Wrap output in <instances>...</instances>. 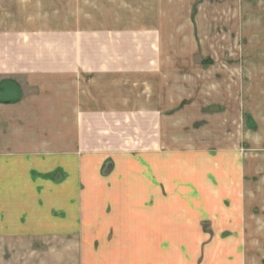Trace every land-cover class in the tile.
Masks as SVG:
<instances>
[{
    "label": "rangeland",
    "instance_id": "1",
    "mask_svg": "<svg viewBox=\"0 0 264 264\" xmlns=\"http://www.w3.org/2000/svg\"><path fill=\"white\" fill-rule=\"evenodd\" d=\"M73 1L80 2L85 11L91 8V0ZM132 8L147 14L141 18L142 21L145 18L146 23L139 24L137 20L132 24L127 52L131 57V62H127L130 76L111 79L110 87L107 80L97 82L88 77L75 79V85L72 84L79 102L86 103L83 118L93 130L89 136L99 140V143L83 142L80 152L87 157L98 150L101 163L106 157L101 166L99 190L84 188L85 184L79 187L77 176L61 165L63 160L58 152L66 144H60L59 133L53 132L59 128L56 121L59 111L37 106L36 154L42 157L40 162H46V170L37 169L28 176L22 165L12 161L16 165L13 170L11 160L5 161L8 164L2 178L0 176V188L3 187L0 190V264H105L107 259L121 257L116 254L118 250L115 255L114 250H96L99 239L91 231V226H95L113 236L108 228L114 219L110 214L113 207L106 206L108 176L115 166L107 157L111 127L108 125L113 119L123 117V112L109 109L108 101L113 98L117 104L124 98L131 103L127 114L135 123L129 127L132 141L139 138L138 131L144 128L138 125L141 124L138 121L141 107H152L154 111L159 105L160 110H155L153 116L159 119L161 114L159 127L167 123L161 131L173 138H168L162 148L174 147L211 158V175L217 190L208 197L212 200L211 211L208 207L206 210L197 207L199 230L205 233L204 238L198 239V246L205 250L201 254L200 250L195 251L196 257L199 254L195 264H264V192L260 194V206L252 208L244 206L252 200L248 197L249 187L247 191L241 190L240 181L230 184L231 195L222 190L223 185H227L223 178L228 176L227 172L240 173L241 166L252 168L257 162L259 169L264 168V0H132ZM90 15L84 14L83 21L90 22ZM83 33L84 44H90V38L85 40L90 31ZM85 49L88 51V47ZM125 53L126 49L116 48L117 55ZM157 66H163L162 82L159 79L162 69ZM30 81L31 85H26L30 87V96L35 95L41 103L49 93L68 85L56 79ZM160 85L179 86L181 91L163 96L151 93ZM46 87L49 92L44 95ZM184 87L196 92L188 93ZM50 97L52 102V98H59L51 94ZM89 105L93 108L99 105V110L88 109ZM93 114L98 118V129V121H91ZM45 136L49 143H44ZM43 151H56L51 162L43 158ZM248 171L251 173V169ZM258 177L262 190L264 174ZM196 187L202 186L196 183ZM138 193L139 190H133V197ZM219 202L222 205H218ZM224 202L227 206H223ZM76 212L83 220L84 236L61 237L57 236L60 233H46L45 230L50 229L48 225L53 226V220L71 221L69 214ZM199 215L211 217L201 219ZM33 222L40 224L41 232L32 227ZM242 223L245 233L237 238L236 227ZM235 247L242 250H232ZM143 252L145 250H132L127 260H132V264H151L141 262V258L150 257Z\"/></svg>",
    "mask_w": 264,
    "mask_h": 264
},
{
    "label": "crops",
    "instance_id": "2",
    "mask_svg": "<svg viewBox=\"0 0 264 264\" xmlns=\"http://www.w3.org/2000/svg\"><path fill=\"white\" fill-rule=\"evenodd\" d=\"M89 9L83 10L82 4L73 0H0L1 178L5 164H8L5 161L8 162L9 159L13 170L16 166L13 162L20 164L28 176L31 171L46 170V162H40L42 157L36 154V107L42 106L46 110L59 111V118H56L59 128H55L53 132L59 133L60 144H66L58 152L63 160L61 165L77 176L79 187L85 184L84 188L99 190L101 166L106 157H103L101 163L98 150L93 155L90 154L94 150L86 152V155H90L87 157L80 152L83 142L95 140L99 143V140L89 136L93 134V130L83 118L86 103L79 102L78 93L72 84L75 85V79L88 77L97 82L107 80V87H110L111 79L126 78L131 70L128 65L131 57L127 52L132 38V24H136L137 20L139 24L143 21L146 23L145 18L143 21L141 18L147 13H142L141 10L138 13L133 9L132 0H91ZM84 14H91L90 22L83 21ZM133 14L139 17H131ZM77 16H80L79 21ZM84 31H90V36L87 35L85 39L90 38V44H84ZM87 47L88 51L85 49ZM116 48L126 49V53L117 55ZM157 67L162 69L159 77L161 80L164 75L163 66ZM40 79L62 80L68 85L59 87V90L55 89L54 93L50 90L49 97H45L41 103L35 95L30 96V87H26L27 84L31 85L30 80L34 83ZM6 82L12 84H5ZM153 89L151 93L156 96L179 94L181 91L179 86L170 85H160ZM184 89L188 93L196 92V89ZM44 91L45 95L49 88L46 87ZM50 94L58 95L59 98H52V102ZM7 95L10 97H5ZM108 104L113 112L116 109L123 112V117L113 119L108 125L111 127L107 157L115 166L108 176L109 198L106 206L113 207L110 214L114 219L108 226L113 236L91 226V231L99 239L96 250H114V255L115 250H118L116 254L121 257L107 259L105 264H132V260H127V254L132 255V250H145L142 254L150 256L141 258V262L145 260L151 264H195L199 254L205 250L198 246V239L204 238L205 233L199 230L201 225L198 226L197 223V207L203 210L208 207L211 211L212 200L208 197L217 190L211 175V158L205 156L206 154L199 157L195 152H182L174 147L162 148L166 140L173 138L163 135L161 130L165 129L167 123L163 128L159 127L161 114L159 119L154 118L153 112L160 110L159 105L154 111L152 107H141L142 113L138 120L141 124L138 125L144 128L138 131L139 138L132 141L129 127L135 123L131 121V115L127 114L131 111V103L124 98L117 104L113 98ZM93 107L89 105L88 109ZM93 109L98 111L99 105ZM91 119L98 121L96 114ZM96 127L98 129L99 121ZM43 141L50 142L46 136ZM134 149L137 150L136 153L133 152ZM55 152L43 151V158L51 162ZM258 164L257 162L252 168L241 166L240 173L227 172L228 176L223 177L227 185L222 184V190L229 191L232 182L240 181L241 190L247 191L249 187L248 197L252 202L254 200L253 203H244V206H260L259 198L264 189L260 190L258 186V176L264 174V168L259 169ZM250 169L251 173L248 171ZM244 174L251 177H245ZM255 174L258 175L257 178ZM137 178L139 184H136ZM196 183L202 187L197 188ZM133 190H139L134 197ZM112 194L119 196L111 198ZM227 194L231 195V192ZM219 204L222 205L221 202ZM227 204L224 202L223 206ZM77 214L79 216L78 212L69 214L71 221L53 220V226L49 224L50 229L46 228V233H60L57 236L61 237L84 236L83 220ZM199 217L202 219L211 216ZM65 222L70 224L66 225ZM33 225L35 230L42 231L39 223L33 222ZM243 227L244 223L236 227L239 234L235 237L244 236ZM85 236L88 237L86 234ZM196 250H200L197 257ZM232 250L242 248L235 247ZM187 255L191 257H185Z\"/></svg>",
    "mask_w": 264,
    "mask_h": 264
}]
</instances>
